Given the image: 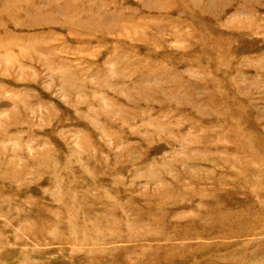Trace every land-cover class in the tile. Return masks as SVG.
<instances>
[{"label": "rangeland", "instance_id": "1", "mask_svg": "<svg viewBox=\"0 0 264 264\" xmlns=\"http://www.w3.org/2000/svg\"><path fill=\"white\" fill-rule=\"evenodd\" d=\"M0 264H264V0H0Z\"/></svg>", "mask_w": 264, "mask_h": 264}]
</instances>
